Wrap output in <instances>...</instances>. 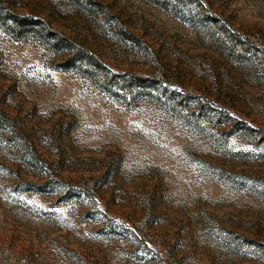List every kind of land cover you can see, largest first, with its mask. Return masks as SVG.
Here are the masks:
<instances>
[{
	"label": "rangeland",
	"instance_id": "374dc122",
	"mask_svg": "<svg viewBox=\"0 0 264 264\" xmlns=\"http://www.w3.org/2000/svg\"><path fill=\"white\" fill-rule=\"evenodd\" d=\"M0 264H264V0H0Z\"/></svg>",
	"mask_w": 264,
	"mask_h": 264
},
{
	"label": "trees",
	"instance_id": "16d2710c",
	"mask_svg": "<svg viewBox=\"0 0 264 264\" xmlns=\"http://www.w3.org/2000/svg\"><path fill=\"white\" fill-rule=\"evenodd\" d=\"M14 20V25L17 27V29H23L28 27L31 24V21L27 20L26 18L17 17ZM47 40H49L51 48L59 52L61 49L65 52L68 51L69 44L66 42V40L59 36L49 37ZM61 46V47H60ZM60 47V48H59ZM77 54L80 56V65L79 66H86L85 64H88V66H97L98 63L94 62L92 58L88 57L85 53L77 52ZM71 61V58L68 59V62ZM67 68V67H64Z\"/></svg>",
	"mask_w": 264,
	"mask_h": 264
}]
</instances>
